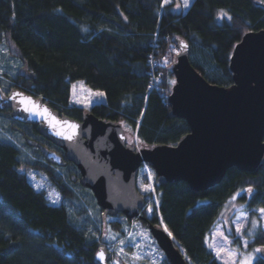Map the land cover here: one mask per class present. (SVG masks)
I'll list each match as a JSON object with an SVG mask.
<instances>
[{
    "label": "trees",
    "instance_id": "1",
    "mask_svg": "<svg viewBox=\"0 0 264 264\" xmlns=\"http://www.w3.org/2000/svg\"><path fill=\"white\" fill-rule=\"evenodd\" d=\"M263 4L190 0L184 8L183 0H0V44L7 47V60L16 63L12 73L7 72L10 64L0 71V88L7 92L17 87L43 97L76 119L91 112L119 122L142 146L173 145L189 131L185 118L169 114L167 101L174 82L175 39L186 40L189 62L206 80L229 86L232 48L244 32L264 29ZM221 10L231 19L221 18ZM75 80L91 92L71 104ZM0 116L10 120L16 135L0 136V264H98L94 252L105 245L103 210L81 184L78 168L61 147L39 134L35 122L13 119L9 108H0ZM46 150L56 151L64 162L47 159ZM147 168L140 165L135 176L136 189L146 201L144 218L135 219L145 229L148 221L161 222L190 264H221L206 237L235 191L244 189L239 198L247 210L264 208V163L256 171L232 165L204 190H193L184 180L160 183L153 168ZM30 170L43 174L62 201L52 203L44 189L35 188ZM74 185L89 193L99 218L91 217L85 202L78 207L68 203L77 196ZM107 216L115 230L130 220L120 212ZM251 242L263 245L264 231L259 229ZM158 249L161 264H170ZM252 264H264V256L257 254Z\"/></svg>",
    "mask_w": 264,
    "mask_h": 264
},
{
    "label": "water",
    "instance_id": "2",
    "mask_svg": "<svg viewBox=\"0 0 264 264\" xmlns=\"http://www.w3.org/2000/svg\"><path fill=\"white\" fill-rule=\"evenodd\" d=\"M175 42L178 48L171 66L174 82L167 95L169 114L185 118L189 131L173 145L134 149L126 144L119 122L91 112L76 119L51 107L43 97L17 87L7 92L0 88V108H9L15 120L35 122L39 134L63 149L104 217L120 212L126 218H144L141 210L146 201L135 186L143 163L153 168L158 182L184 180L193 190L219 182L232 165L256 171L264 163V29L246 31L234 44L228 62L232 77L229 86L206 80L189 62L186 40L176 38ZM16 93L30 97L39 109L21 103L23 97L12 99ZM26 106L32 111H25ZM45 156L56 164L64 162L54 150H46ZM146 228L170 264H190L161 222L148 221ZM101 250L104 259L97 255ZM258 254L264 256V252ZM94 259L98 264H111L103 245L96 248Z\"/></svg>",
    "mask_w": 264,
    "mask_h": 264
},
{
    "label": "rangeland",
    "instance_id": "3",
    "mask_svg": "<svg viewBox=\"0 0 264 264\" xmlns=\"http://www.w3.org/2000/svg\"><path fill=\"white\" fill-rule=\"evenodd\" d=\"M6 48L5 45L0 44V71L3 70L5 64H10L7 72L12 73L16 63L14 62V58L7 60L8 54ZM90 92L91 89L83 81L75 80L70 85L69 102L77 104L82 97H88ZM9 124L10 120L8 118L0 116V136L8 139L16 138V135L10 131ZM121 125L125 131L127 142L129 144L138 143L135 136L129 133L123 124ZM27 174L35 188L45 190L50 202L59 203L62 201L59 192L48 183L43 174L34 170L28 171ZM73 188L77 196L73 197L68 203L77 207L86 203L85 206L91 217L93 219L99 218L101 212L93 204L89 193L76 185ZM241 191H244V189L235 191L227 198L219 211L217 222L206 237L208 246L221 264H242V261L249 254L252 256V264L258 254L254 249L259 248V245L253 244L251 241L253 235L259 229L264 231V219L261 218L259 212L261 207L247 210L246 203L239 198ZM149 208L146 209L148 215L150 214ZM110 218L112 217L103 216L105 227L102 228L101 235L105 240V245L103 246L107 248L109 254L110 252L114 253L113 258L110 259L111 264H161L163 262V255L158 249L157 244L153 242L148 229H145L138 220L132 218L129 221H123L122 229L115 230L107 223V220ZM253 220L259 221V224L254 232L249 233L248 229L252 227ZM238 225L244 226L241 234L236 232ZM244 240L248 241L247 247H244Z\"/></svg>",
    "mask_w": 264,
    "mask_h": 264
},
{
    "label": "snow or ice",
    "instance_id": "4",
    "mask_svg": "<svg viewBox=\"0 0 264 264\" xmlns=\"http://www.w3.org/2000/svg\"><path fill=\"white\" fill-rule=\"evenodd\" d=\"M169 2H170V0H164V3H165V4H168ZM262 2H264V0H262ZM189 5H190V0H183V7H184V8H188ZM176 6H177V7H180V5H176ZM223 17H227L229 20L231 19V17L228 16V14H227L226 12H224L223 10H221V18H223ZM184 47H187V45H184ZM96 95H98V96H103L104 94H103V93H96ZM17 96L23 97V94H22V93H16V94H14L11 98H12V99H15ZM25 102L32 104L33 108H35V109H39V107H40V106L37 105L34 101H32L30 97H23L22 100H21V103H25ZM24 110H25V111H32V108H29V107L26 106V107L24 108ZM43 112H44V113H47V109H44ZM72 127H75V126H72ZM70 138H71V137H69V139H70ZM150 188H151V186L149 185V186L145 187L144 190H145V191H149ZM247 191H248L249 193H251L252 189L249 188ZM151 211H152V209L149 208V212H151ZM259 212H260V214H261V218L264 219V208L259 209ZM258 224H259V221H257V220H253V221H252V227H251L250 229H248V232H249V233L254 232V230L257 228ZM164 230H165L166 232H168L167 227H165ZM243 230H244V226H243V225H238L237 228H236V232H237L238 234H241V233L243 232ZM168 235L171 236L172 233H171V232H168ZM113 238H114V237H113ZM121 243H123V242H121ZM243 244H244V247H247V246H248V241H247V240H244V241H243ZM121 251H122V250H121ZM254 251H255V252H264V247L256 248V249H254ZM97 255L99 256L100 259H104V253H103V250H101ZM251 261H252V256H251V254H249V255H248V256L242 261V264H251Z\"/></svg>",
    "mask_w": 264,
    "mask_h": 264
}]
</instances>
